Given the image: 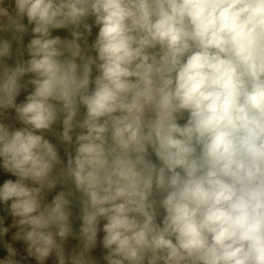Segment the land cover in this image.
<instances>
[{
	"label": "clouds",
	"instance_id": "obj_1",
	"mask_svg": "<svg viewBox=\"0 0 264 264\" xmlns=\"http://www.w3.org/2000/svg\"><path fill=\"white\" fill-rule=\"evenodd\" d=\"M0 170V264H264V0H0Z\"/></svg>",
	"mask_w": 264,
	"mask_h": 264
},
{
	"label": "trees",
	"instance_id": "obj_2",
	"mask_svg": "<svg viewBox=\"0 0 264 264\" xmlns=\"http://www.w3.org/2000/svg\"><path fill=\"white\" fill-rule=\"evenodd\" d=\"M5 178H9V177L7 176V174L3 173L2 170H0V183H3V180Z\"/></svg>",
	"mask_w": 264,
	"mask_h": 264
}]
</instances>
